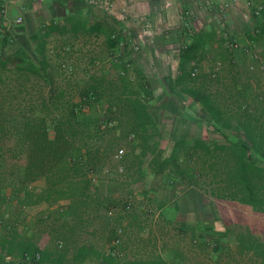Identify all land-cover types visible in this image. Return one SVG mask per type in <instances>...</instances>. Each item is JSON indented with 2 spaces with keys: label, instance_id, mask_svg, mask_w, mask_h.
I'll return each mask as SVG.
<instances>
[{
  "label": "rangeland",
  "instance_id": "rangeland-1",
  "mask_svg": "<svg viewBox=\"0 0 264 264\" xmlns=\"http://www.w3.org/2000/svg\"><path fill=\"white\" fill-rule=\"evenodd\" d=\"M33 18L35 34L42 35L46 23ZM242 19L240 27L233 22L202 33L189 76L175 93L168 88V79L178 75L171 60L158 64L140 55L141 42L131 33L124 48L112 40L117 61L110 53L75 58L67 55L70 45L50 41L46 48L43 38L38 52L17 28L14 37L0 39V248L11 253L0 252V264H50L32 258L34 249L60 264H106V256L110 264H264L244 246L264 250V211L215 197L218 177L200 174L203 160H196L192 148L195 139L243 137L214 128L202 106L182 92L199 90L226 118L252 119L256 133L264 130V69H250L252 58L241 49L251 45L264 52V12ZM234 42L238 47L230 46ZM35 123L54 139L69 137L62 150L80 155L86 169L70 173L69 188L39 202H33L34 192L45 179L22 184L18 178L26 159L22 132ZM180 140L187 149L177 151L175 166L171 153ZM46 160L45 169L56 170ZM163 161L165 170L159 171ZM24 191L32 193L27 201ZM166 202L177 212L171 221L158 213ZM117 228L120 241L114 245ZM112 249L121 256H111Z\"/></svg>",
  "mask_w": 264,
  "mask_h": 264
},
{
  "label": "crops",
  "instance_id": "crops-1",
  "mask_svg": "<svg viewBox=\"0 0 264 264\" xmlns=\"http://www.w3.org/2000/svg\"><path fill=\"white\" fill-rule=\"evenodd\" d=\"M223 1L227 0H113L116 11L124 18L114 23L98 4L84 0H0V39L3 41L17 28V32L25 31L29 42L34 41L35 16L42 26L46 23L45 30H40L46 48L50 41H57L71 46L69 56L99 59L116 49L109 37L111 31L116 26H126L141 42L140 55L152 56L158 64L169 58L171 67L178 70L179 51L184 44L206 30L233 22L239 27L243 24V0L230 2L227 8H223ZM31 8L36 9L35 15ZM19 16L21 22L16 23ZM173 181L172 185L177 183ZM166 203L158 206V213L160 218L171 221L177 212Z\"/></svg>",
  "mask_w": 264,
  "mask_h": 264
},
{
  "label": "trees",
  "instance_id": "trees-1",
  "mask_svg": "<svg viewBox=\"0 0 264 264\" xmlns=\"http://www.w3.org/2000/svg\"><path fill=\"white\" fill-rule=\"evenodd\" d=\"M34 41L37 48L35 50L39 52L43 46L42 35L36 34ZM202 42V34H199L180 48L178 75L173 79H168L170 92L175 93L176 87L189 76L187 65L196 58ZM182 92H188L192 99L202 106L203 110L213 120L211 124L214 128H218L222 133L225 128L233 130L238 132L244 140L231 141L224 133L222 134L224 141L208 143L201 139L193 140L192 148L195 152L198 150L195 158L197 161L203 160L200 174L212 175L214 178L218 177L216 183L212 186V194L219 199L236 201L247 204L255 210L264 211V130H258V133H256L257 131L255 132L254 129H257V125L253 124L255 121L252 119L226 118L214 106L210 96L200 93L199 90L185 88ZM59 123L64 124V121L60 120L57 124ZM22 140V143L26 146V159L24 165L18 170L20 182L25 184V182H33L38 178L45 179L44 186L38 190L35 189L34 194L37 195V201L33 202L48 200L50 196L60 194L61 189L69 188L72 183V179L69 182L70 173L86 172L85 163L79 160L80 155H76V158L74 154L62 150L60 146L61 141L68 144L69 137L63 136L61 139H54L49 136L46 127L41 129L40 125L35 123L30 127L26 126L25 131L22 132ZM184 149H187L185 140L176 141L170 159L172 163L176 162L175 166H178L177 151ZM189 157H191L190 154H188L190 160ZM46 159L53 162L56 170L47 171L45 169ZM165 163L166 161L160 163L159 171L165 170ZM24 192L23 198H26L27 201L32 193L29 191ZM244 246L252 249L264 260V250L261 247L246 244ZM3 251L4 249L0 248L1 254L6 256L11 254ZM35 253L39 254L38 260L42 263L60 264L57 259L47 260V254L39 249L33 250L31 253L32 258ZM23 255L27 256L28 253L24 251ZM110 259L109 256H106L105 263L110 264Z\"/></svg>",
  "mask_w": 264,
  "mask_h": 264
},
{
  "label": "built area",
  "instance_id": "built-area-1",
  "mask_svg": "<svg viewBox=\"0 0 264 264\" xmlns=\"http://www.w3.org/2000/svg\"><path fill=\"white\" fill-rule=\"evenodd\" d=\"M85 2H91V3H96L98 4L107 14L113 16L114 18H117V19H123L119 14L118 12L116 11L115 9V6H114V2L113 0H84ZM229 1V2H227ZM227 1H223V8H227L229 5H230V2L231 3H237L238 0H227ZM243 16L245 18H248L250 16H253V17H257L259 16L261 13L264 12V0H243ZM2 13L4 12L3 10L1 11ZM16 23H19L21 22V17H17L16 20H15ZM129 30L126 29V28H122V30H114L112 31V33L110 34V38L111 40H113L116 45L120 48H124L126 43L128 41H130V38H129ZM230 46L232 47H238V44L237 43H231ZM133 48L135 50H138L139 49V46L136 45L135 43H133ZM241 49L246 53L248 54L251 58H252V61L253 63L250 64L249 68L250 69H253L254 67H258L259 69H264V52L259 54L257 53L255 50H253L252 46L251 45H243L241 47ZM110 59H112L113 61H117L118 60V57L115 53H110V56H109ZM125 67L128 66L127 63L124 64ZM62 67L66 70H70V67L65 65V64H62ZM191 74L194 75L195 74V69H193L191 71ZM116 157L120 158L121 155L120 154H116ZM130 201L127 200L126 203H125V208H130ZM114 239H113V244L116 245L119 243L120 241V235H121V229L120 228H117L115 230V233H114ZM61 244V243H60ZM109 254L111 256H121V253H119L116 249H112L111 251H109ZM26 259H29V256H25ZM34 259H38L39 258V254L38 253H35Z\"/></svg>",
  "mask_w": 264,
  "mask_h": 264
}]
</instances>
